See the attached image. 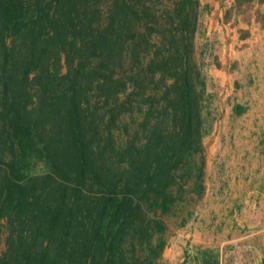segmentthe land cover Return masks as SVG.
<instances>
[{
    "label": "rangeland",
    "instance_id": "374dc122",
    "mask_svg": "<svg viewBox=\"0 0 264 264\" xmlns=\"http://www.w3.org/2000/svg\"><path fill=\"white\" fill-rule=\"evenodd\" d=\"M73 2L50 66L94 164L72 180L104 232L90 262L264 264V0ZM11 137L0 123V173L15 158L25 176L51 172L41 146L9 156ZM15 225L2 219L1 253Z\"/></svg>",
    "mask_w": 264,
    "mask_h": 264
},
{
    "label": "trees",
    "instance_id": "16d2710c",
    "mask_svg": "<svg viewBox=\"0 0 264 264\" xmlns=\"http://www.w3.org/2000/svg\"><path fill=\"white\" fill-rule=\"evenodd\" d=\"M35 1L37 10L28 16L26 0H0V123L12 136L9 156L22 150L27 157L41 146L52 165L41 176L22 174L18 158L8 164L10 172L1 168L0 233L2 219L9 217L16 225L0 264H92L87 243L90 237L105 242L104 232L87 221L78 204V193L84 191L72 180L85 183L86 170L94 164L84 147L80 106L60 86L68 76L50 66L58 54L55 43L66 40L62 28L74 2L55 0L51 11L53 4L47 10L40 6L46 0ZM60 171L64 181L54 174ZM32 182H41V188L31 187ZM88 217L92 221L91 213ZM74 242L75 247H64Z\"/></svg>",
    "mask_w": 264,
    "mask_h": 264
}]
</instances>
